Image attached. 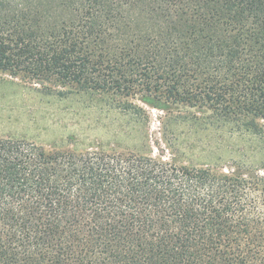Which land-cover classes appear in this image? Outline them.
Listing matches in <instances>:
<instances>
[{
	"label": "trees",
	"instance_id": "obj_1",
	"mask_svg": "<svg viewBox=\"0 0 264 264\" xmlns=\"http://www.w3.org/2000/svg\"><path fill=\"white\" fill-rule=\"evenodd\" d=\"M76 2L0 0V74L264 135V0ZM0 264H264V176L0 137Z\"/></svg>",
	"mask_w": 264,
	"mask_h": 264
},
{
	"label": "rangeland",
	"instance_id": "obj_2",
	"mask_svg": "<svg viewBox=\"0 0 264 264\" xmlns=\"http://www.w3.org/2000/svg\"><path fill=\"white\" fill-rule=\"evenodd\" d=\"M53 1L59 6L57 20H68L71 12L60 6L63 0ZM72 1L73 7L79 4ZM33 2L43 5V0ZM122 9L129 22L140 19L135 8ZM74 90L59 96L20 77L0 74V137L23 139L45 152L100 146L179 166H212L225 172L242 166L264 176V135L213 123L197 108L155 107L154 99L142 95L118 106L106 96Z\"/></svg>",
	"mask_w": 264,
	"mask_h": 264
}]
</instances>
